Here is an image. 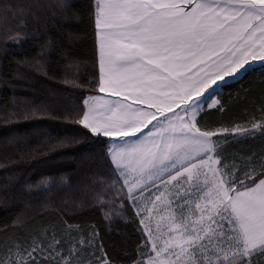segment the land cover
Returning a JSON list of instances; mask_svg holds the SVG:
<instances>
[{
    "label": "snow or ice",
    "instance_id": "6c2138e0",
    "mask_svg": "<svg viewBox=\"0 0 264 264\" xmlns=\"http://www.w3.org/2000/svg\"><path fill=\"white\" fill-rule=\"evenodd\" d=\"M94 22L100 91L126 99L89 97L77 122L123 141L105 153L112 174L97 200L111 193L106 220L125 201L140 224L154 220L134 264H264V156L229 161L228 137L197 119L218 103H206L217 81L264 61V0H95ZM47 235L8 245L0 264H112L98 233L67 250Z\"/></svg>",
    "mask_w": 264,
    "mask_h": 264
},
{
    "label": "trees",
    "instance_id": "16d2710c",
    "mask_svg": "<svg viewBox=\"0 0 264 264\" xmlns=\"http://www.w3.org/2000/svg\"><path fill=\"white\" fill-rule=\"evenodd\" d=\"M94 12L95 0H0V254L45 233L67 250L95 232L112 264L137 259L138 210L125 201L106 220L111 193L103 208L97 200L112 174L111 138L77 122L84 101L101 92ZM215 96L218 105L197 119L228 137L219 151L237 162L264 156V132L234 133L264 124V64Z\"/></svg>",
    "mask_w": 264,
    "mask_h": 264
},
{
    "label": "rangeland",
    "instance_id": "374dc122",
    "mask_svg": "<svg viewBox=\"0 0 264 264\" xmlns=\"http://www.w3.org/2000/svg\"><path fill=\"white\" fill-rule=\"evenodd\" d=\"M98 32H99V29H98ZM250 64H251V67H253V66H255V65H258V66H259V65L264 64V61H260L259 59H257L256 61H251V60H250ZM245 68H248V66H245ZM244 72H245V70L242 69V70L240 71V73L236 74L234 77H225V79H224L223 81H217V85H214V86H213V88L215 89V95H216V92H217V91L222 90V86H223L224 84H226V83H228V82H231V81H233V80H236V79L240 78V77L244 74ZM209 91L211 92L212 89H209ZM204 95L207 96V93H205ZM215 95H213V96L210 98L209 101H206V103H210L211 100L218 101V100L216 99ZM214 97H215V99H214ZM201 98H202V97H201ZM239 129H241V128H239ZM242 129H243V128H242ZM223 133H224V131H223ZM234 133H235V134H238V133L240 134L241 132L237 130V131H234ZM154 215H155V213H154ZM154 223H155L154 220H149V219L145 218V223H144L143 225H144V227H146V226H148L149 224H151V225L154 227Z\"/></svg>",
    "mask_w": 264,
    "mask_h": 264
},
{
    "label": "crops",
    "instance_id": "0c3cea01",
    "mask_svg": "<svg viewBox=\"0 0 264 264\" xmlns=\"http://www.w3.org/2000/svg\"><path fill=\"white\" fill-rule=\"evenodd\" d=\"M98 43H99V35H98ZM92 97H99L101 105L103 104V101H107L108 103H112L114 101H125V99H126V97L123 94H119V95L113 94L112 92L108 91L107 89H105V91H101L98 95H95ZM215 97L217 99V96H215ZM215 97H214V99H215ZM131 102H132L131 98H127V103H131ZM92 103H93V101L88 99V104H92ZM218 103H219V100H218ZM218 103L215 106H217ZM102 110L103 109L101 107L99 109V111H102ZM176 111H179V109H176ZM110 138H111V143L112 142H119V143L123 142L122 140H120V138H113V137H110Z\"/></svg>",
    "mask_w": 264,
    "mask_h": 264
}]
</instances>
